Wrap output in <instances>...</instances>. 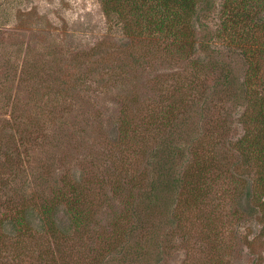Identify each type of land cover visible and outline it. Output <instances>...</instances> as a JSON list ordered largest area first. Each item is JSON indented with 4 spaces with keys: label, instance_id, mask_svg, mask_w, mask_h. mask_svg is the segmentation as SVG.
<instances>
[{
    "label": "rangeland",
    "instance_id": "374dc122",
    "mask_svg": "<svg viewBox=\"0 0 264 264\" xmlns=\"http://www.w3.org/2000/svg\"><path fill=\"white\" fill-rule=\"evenodd\" d=\"M243 1L247 36L194 0L181 52L128 5L0 0V264H264V7Z\"/></svg>",
    "mask_w": 264,
    "mask_h": 264
},
{
    "label": "trees",
    "instance_id": "16d2710c",
    "mask_svg": "<svg viewBox=\"0 0 264 264\" xmlns=\"http://www.w3.org/2000/svg\"><path fill=\"white\" fill-rule=\"evenodd\" d=\"M241 1L226 0L229 4L223 8L221 19L225 23L222 26L223 30L229 27L230 31L239 27L240 34L243 33L241 27L243 26L244 35L247 36L249 21H252L253 17H250ZM102 2L108 5L109 10L113 9L118 13L123 12V14L125 6L128 5V9H130L128 27L132 29L137 25V27L148 28L151 32L153 31V35L163 34L164 37L170 39L175 50L182 52L185 39L193 34L194 21L192 18L189 19V12L194 6V0H102ZM256 4L257 8L259 6L262 8L264 7V0H256ZM231 5L233 7H230ZM229 7L233 8L231 12ZM232 32L235 33V31ZM251 100L252 105L257 106V101L262 104L264 97L253 90L251 91ZM245 133L248 134L249 131H245ZM241 141L243 142L244 139ZM72 210L71 216L74 224L82 223V211L77 208Z\"/></svg>",
    "mask_w": 264,
    "mask_h": 264
}]
</instances>
